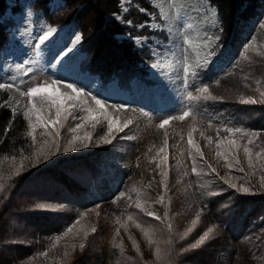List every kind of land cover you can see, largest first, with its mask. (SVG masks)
<instances>
[{
    "label": "rangeland",
    "instance_id": "obj_1",
    "mask_svg": "<svg viewBox=\"0 0 264 264\" xmlns=\"http://www.w3.org/2000/svg\"><path fill=\"white\" fill-rule=\"evenodd\" d=\"M7 1L13 5L17 1L27 0ZM257 1L254 13L236 26L239 35L234 31L236 28L231 31L241 48L236 52L233 48L232 53L242 54L241 61L231 57L233 62L227 65L219 62L214 70L215 75L198 78L186 89L181 82L183 57L180 35L169 39L172 55L167 61H164L162 51L149 44L155 57L148 64H139L147 73L143 76L144 69H141L136 73L138 76H132L131 72L134 71L128 72L127 66H120V59L112 63V58L107 57L105 52L97 55L92 49L87 53L84 39L69 60L57 64L53 57L71 46L74 34H80L78 31L71 32L75 29L73 25L56 26L60 22L58 20L48 23V26L58 29L55 42L42 48L40 57H37L34 38L42 34L41 29L36 34L32 33L31 28L25 27L10 8L5 10L3 16H11L21 28L17 29L20 35L18 45L9 49L2 59L6 76L2 82H13L20 86L21 91H26L35 83L43 84L57 79L74 83L83 87L85 92L97 94L108 105H125L124 110L110 111L121 120L131 119L133 123L119 135L114 133L116 138L109 144L100 139L107 132L106 123L98 124L95 128L88 126L81 129L79 134L91 132V146L76 144L75 150L64 152V147H72L68 145L72 136L68 129L78 122L69 117L60 129V151L39 162L34 153L42 139L46 138L40 136L43 129L36 130L35 146L31 138L25 135L22 146L0 149V183L5 185L0 191V207L7 210L0 238V252L5 258L3 264H210V259L215 261L214 264H264V185L260 182L264 169L258 166L255 170L249 169L243 148H240L237 156L244 172H240L238 167L229 170L226 161L216 156L215 143L218 130L219 136L228 135L224 125L249 127L260 134L249 145L253 153L264 148V105L240 102L241 98L249 96L259 99L260 91H264V27H261L264 25V0ZM134 3L132 0L123 6L129 7ZM164 3L165 0L150 2L158 8ZM63 5L64 0L48 2L50 11L58 10ZM134 6L138 11L144 9L136 3ZM190 13L194 14L191 19H196L200 11L193 9ZM0 16L1 19L3 16ZM209 19L211 17L200 27V37L205 30L210 36L215 29L210 27ZM170 23L175 32L178 25L185 24L182 19ZM46 27L44 24L42 29ZM183 32L189 34L194 44L199 40L191 28H185ZM133 38L136 41L147 37L141 35ZM136 46L141 47L137 43ZM184 47L188 49L189 46ZM82 52L90 59L86 60L85 57L82 60ZM189 55L194 61V48ZM102 67L111 68L112 77L109 72L101 70ZM112 82L125 89L118 86L117 89L113 88ZM205 85L209 93L222 99L206 102L187 99L188 91L194 96L200 95L197 87ZM46 90L52 92L51 88ZM65 90L61 88V91ZM118 90L121 91L120 95ZM6 91L8 104L23 112L28 104L27 98L21 97L15 88ZM189 107L193 112L184 120L173 119L164 128L158 127L163 119L179 117ZM193 128L192 138L203 153L202 158L188 144V133ZM205 137H212V141ZM165 138L168 141V160L164 166L168 172L166 190L162 183L164 178L160 175L161 168L157 167L163 155L159 150L164 147ZM240 142L244 144L247 140ZM55 151L52 148V152ZM190 152L197 155L196 166L200 175L192 172ZM22 160L23 170L17 176L15 173L20 169ZM208 165L215 168L216 173H211ZM219 177H234L233 182L238 187L243 185L251 191L243 193L230 189ZM210 191L219 192L220 195L209 196ZM121 192L125 196L121 197ZM161 196L163 202L158 203ZM137 198L144 207L162 219L157 221L136 208ZM38 204L52 207L38 209ZM165 211L168 212L166 218ZM197 212L201 216L193 231L180 239L187 228L192 227L191 221L196 219ZM248 213L255 215L256 220L250 223L246 218ZM258 213L260 217H257ZM129 214L134 217L133 220L128 219ZM78 220L80 223L76 225L74 233L65 237L63 234L67 228ZM137 223L153 233L152 244H149L141 228L136 227ZM169 223L171 229L168 228ZM208 227H213V233L204 244L183 251L195 243ZM229 229L232 230L231 236L224 232ZM77 231L81 232V236L83 231H87V238L75 235ZM57 236L61 237L58 242L55 239ZM133 239L139 251L134 247ZM81 242L85 244L83 251L79 248ZM73 244L76 245L75 249L71 247ZM156 248L161 250L160 259H157ZM65 251L69 253L67 257L64 256ZM41 252L47 255H40ZM195 254L204 256L202 262L193 258Z\"/></svg>",
    "mask_w": 264,
    "mask_h": 264
},
{
    "label": "snow or ice",
    "instance_id": "obj_2",
    "mask_svg": "<svg viewBox=\"0 0 264 264\" xmlns=\"http://www.w3.org/2000/svg\"><path fill=\"white\" fill-rule=\"evenodd\" d=\"M132 0H121V11L124 14L129 12L128 7H124V4H130ZM205 2V12L208 16H212V6L207 0ZM171 7L175 10V15L170 16L167 12H161L162 18L164 21H177L180 18V13L184 9V4L178 3L177 0H171ZM189 10H192L191 8ZM141 12H146L145 9H139ZM31 15V13H28ZM120 20L121 23H124L123 15L115 17ZM208 23L211 28H215L216 24L218 23V19L211 18L208 20ZM127 25H131L132 27H138L140 29H144L146 27H152L151 24L145 22L140 24H135L132 20L127 21ZM126 25V26H127ZM155 27H165L171 31V27L169 24H157ZM192 23H185L178 25V31L176 32L177 35L182 37V44H181V55L183 57V75H184V84L186 86H191L189 77L193 78L192 83H195L198 80L199 75L201 72L207 70L210 65L214 62L218 53L216 52V48L219 47V35H213L209 38L207 34V30L202 37H200L199 33H197V37L200 40L199 44H194V41L190 38L189 34L183 32L185 28H192ZM264 27V25H261ZM42 34H39L37 37L34 38L35 40V49H36V56L40 57L41 49L47 47L48 45L55 42V37L58 33V29L52 26H47L46 28L41 29ZM82 35L74 34V39H71L70 43L71 46L67 47V50L64 51L63 49L57 53L56 56L53 57L56 60L57 64H62L66 60L72 56V54L78 49V46L82 42ZM138 45L142 46V50L145 47H149V41L147 38L143 40L137 39L135 41ZM185 45L189 46L188 49H185ZM159 47V45H157ZM194 48V61L192 57L189 55V51ZM247 49V46H246ZM150 51L153 49L149 48ZM156 67V65H153ZM29 72L32 71L31 68L28 69ZM218 82V81H217ZM259 81L257 84L259 85ZM19 92L21 97L27 98L28 104L24 107L23 110V117L27 121V131L25 135L31 138L33 146L37 144V129H43L44 131L40 133L42 142L39 144L38 150L34 153L35 159L39 162L40 159L47 160L50 158L51 155H55L57 152L60 151L61 144H60V129L64 127L65 121L71 117L72 120L78 121L75 124V127H71L68 129L70 133H72L71 139L68 141V145L72 147H64L63 151L68 152L71 150H75V145L79 144L82 147H89L93 142L92 133L85 131L83 135H80L79 132L81 129H85L88 126L95 128L98 124L106 123L107 132L104 136L100 139L105 144H109L112 142L113 139L116 138V135L119 133L124 132L125 129H128L130 125H132L133 121L131 119L121 120L118 115H114L113 111H121L124 110L125 105H108L104 99L98 98L97 94H93L91 92H85L83 87H78L74 83H65L63 80H52L51 82L35 83L33 86L27 87L26 91H21L19 85H15L13 82H0V90L4 89H13ZM51 88L52 92L49 93L46 89ZM61 88H65V91H61ZM197 91L200 95L194 96L191 91L187 92V99L190 101H216L221 100V97H217L209 93L207 85L203 87H197ZM257 91H260L257 88ZM241 103L244 104H262L264 105V91H260V98L255 99L253 97L241 98ZM19 103V101H16ZM54 109V114H53ZM13 113V118L17 115V108L12 107L11 109ZM193 112L191 107L184 110L179 117L169 116L167 119H163L160 124L158 125L159 128H164L166 125L169 124L170 120L173 119H180L184 120L185 117H188ZM143 115H147V113H143ZM209 126H211V121H209ZM224 131L228 134L226 136H219V130L217 132V139H216V156L222 157L226 161V167L231 170L234 167H238L240 172H244V168L240 167L241 161L237 156L238 150L243 148L244 156L247 161V165L249 169L255 170L257 166L260 169H264V148H261L260 151L253 153L252 148L249 145L253 144L254 139L257 138L260 134L255 131L248 130L242 127H228L224 125ZM195 129L189 131L188 133V144L191 148L195 149V153L199 154L202 158L203 153L200 151L198 144L193 141L192 132ZM9 129H5V133ZM203 136L204 133L201 132ZM165 137H167V133H165ZM206 140L209 142L212 141V137H205ZM247 140V143L241 144V140ZM168 141L167 138L164 140V147H162L159 151L162 153V158L157 165V167L161 168L160 175L164 178L162 183L164 185L165 190L167 189L166 180L168 177V172L164 170V166L168 160V154L166 151ZM98 146V145H97ZM52 148H55L56 151L52 152ZM193 160L192 172L196 175H200L197 172L196 160L197 155L193 153H189ZM7 159V157H5ZM15 159V158H13ZM35 166V164H33ZM211 173H216V169L213 168L211 165H208ZM23 170V160L21 161L20 169L15 173V175H19L20 171ZM218 175V174H217ZM235 178H226V177H219V180L223 181L224 184L228 186L230 189H235L237 192L247 193L251 191L249 187H245L243 185L237 186L236 183L233 182ZM260 182L264 185V175L260 177ZM5 185L0 183V191L4 189ZM209 196H217L220 195L219 192L210 191L208 192ZM120 196H125L124 192L120 193ZM131 199V197H129ZM158 203L163 202V196L160 197V200L157 201ZM51 205L47 204H38V209H49ZM135 207L138 209H142L148 217H154L155 220L159 221L162 218L157 215L154 211H149L144 205H142L139 198L135 201ZM168 216V212L165 211L164 217ZM201 213L197 212L196 219L191 221L192 227H188L187 230L180 236V239H184L193 231V228L196 226L200 219ZM129 220H133L134 217L129 214ZM80 221H76L71 227H68L67 230L64 232V236L67 237L69 234L74 233L76 229V225L79 224ZM137 228H141L143 231L144 236L148 239L149 244L153 243L152 235L153 233L149 230H145L142 228L141 224H136ZM172 225L169 223L168 228L171 229ZM93 232L96 231L95 228L92 229ZM118 232V230H117ZM213 233V227H208L206 231L203 232L202 235L195 241L188 246V248L183 249V251L187 252L190 249H196L200 245L204 244L207 239H209L210 234ZM77 236H81V232L77 231L75 233ZM88 236L87 231L82 232V239H86ZM131 238V237H130ZM56 241L58 242L61 237L57 236ZM170 243V242H169ZM133 245L139 251L138 245L136 241L133 239ZM55 245H53L54 247ZM73 249H75L76 245H71ZM79 248L81 251L84 250L85 244L81 242L79 244ZM40 255L46 256L47 253L41 252ZM69 255L68 251L64 252V256L67 257ZM156 255L157 259H160L161 250L160 248H156Z\"/></svg>",
    "mask_w": 264,
    "mask_h": 264
},
{
    "label": "trees",
    "instance_id": "obj_3",
    "mask_svg": "<svg viewBox=\"0 0 264 264\" xmlns=\"http://www.w3.org/2000/svg\"><path fill=\"white\" fill-rule=\"evenodd\" d=\"M133 1L138 6L144 7L146 12L138 11L136 9L137 6H134V3L128 7L129 12L127 14H122L121 4L119 3L120 0H64V5L58 9L59 11L49 10V0L17 1L13 5H9L7 0H0V15L3 16L5 10L10 8V11L17 15L18 19L20 18L26 27L29 26L31 32L35 34L38 33L44 24L48 26V23H51L52 20L60 21L56 26L61 24L73 25V28H75L87 42V53L92 49V52H96L97 55H102L105 52L108 54L107 57L109 56L112 58V63H117L118 59H120V62L122 63L119 64L120 66H127L128 72L134 71L131 72L133 74L132 76H138L136 73L139 70L144 69L139 64H148L149 61L155 57V54L154 52L149 51V47H145L142 50V46H136L133 37L144 35L150 42L149 44L156 47L159 45L157 48L162 51L164 61H167L172 55L171 47L168 45L169 39L177 37V34L172 28L170 21H164L161 15L162 11L167 12L170 16L175 15V10L171 7V0H165V3L161 8H158L156 4H150L153 0ZM177 2L182 3L185 6L180 13L179 19H182L184 23L193 24L191 29L193 30L194 35L199 32L200 27H202L206 19L210 17L218 19L215 29L209 36V38L213 35L220 36L219 44L221 45L216 48L218 55L210 67L200 73L199 79L215 75L214 69L218 60L225 61V63H231L233 62V58L231 57H235L238 62L241 61L242 54L237 55L236 53H232L233 48L235 52L241 50V48L237 44V37H233L231 31L236 28L234 31L239 35V29L236 26L243 23L254 13L253 11L256 9L258 3L257 0H207L212 6V16L206 14L204 0H177ZM189 4L191 6H188ZM190 8L192 10L198 9L200 11L198 18L191 19L194 14L190 13ZM28 13H31V15H28ZM121 15L124 17V23H121L119 19L115 18ZM128 20H132L135 24L147 22L151 24L152 27H146L144 29L132 27L131 25H127ZM166 23L170 25L172 29L171 31L165 27H155L157 24L163 25ZM6 26L10 28L7 29ZM19 28L21 27L15 24V21L11 16L7 18L3 16L0 19V82H2L3 78H6L2 59L5 57L6 51L9 48L18 45L17 43L20 35L17 29ZM186 29L188 30L189 28ZM154 40H156L155 43ZM89 43H93L94 45L92 46ZM199 43L200 40L196 41V44ZM94 46H96V49ZM82 55V60L85 57L86 60L90 59L89 55L87 56L83 52ZM97 55L94 54L95 61H97ZM100 69L109 72L112 77L111 68L102 67ZM146 73L147 71L144 69L143 76ZM189 78L191 84L193 78ZM182 83L186 88V85L184 84V75L182 76ZM111 84L115 89H117V86L119 89H125V87L121 88L114 82ZM118 93L120 95L121 91L118 90ZM12 107L13 106L8 104V92L6 89L0 90V149H3L4 147L22 146V139H24L27 131V121L23 117V112L17 109V115L13 118V113L11 111ZM6 128L9 129L7 134L5 133ZM246 129L250 130L249 127ZM18 139L20 142L16 143ZM6 212V208L0 207V238L3 235L2 225L5 224ZM254 216L255 215H252V213L251 215L250 213L246 214V218L250 223L256 220ZM257 217H260L259 213L257 214ZM28 226H30V223ZM224 232L225 234L228 232L230 235L232 230L229 229ZM193 258L202 262L204 256L195 254ZM4 260L5 258L0 252V264H3ZM209 262L210 264L215 263V261L211 259L208 263Z\"/></svg>",
    "mask_w": 264,
    "mask_h": 264
}]
</instances>
